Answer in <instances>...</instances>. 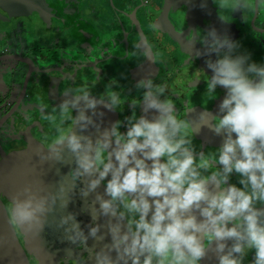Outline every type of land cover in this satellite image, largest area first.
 Returning <instances> with one entry per match:
<instances>
[{
  "label": "clouds",
  "instance_id": "9594fccd",
  "mask_svg": "<svg viewBox=\"0 0 264 264\" xmlns=\"http://www.w3.org/2000/svg\"><path fill=\"white\" fill-rule=\"evenodd\" d=\"M207 7L201 0L200 8ZM218 7L242 17L255 10L250 0L231 5L219 0ZM189 43L192 53L206 58L210 79L204 95L225 91L215 114L189 108L187 117L179 118L165 96L167 85L154 84L150 68L135 85L143 89L142 102H133L122 121L104 123L105 110L115 112L122 104L112 82L100 96L86 86L69 88L50 112L42 110L55 135L48 144L37 143L36 156L74 161L68 175L72 192L79 188L84 198L95 194L87 232L76 212L61 215L56 224L63 239L83 248L93 264H243L249 251L251 264H264V63L241 51L227 28L206 30L202 50L196 41ZM136 48L149 64L156 63L146 38ZM204 128L222 137L214 153L193 144L192 133L196 137ZM70 202L64 184L55 192L28 184L13 193L7 211L16 240L40 237L49 215ZM7 239L0 236V243ZM90 239L98 247L89 245ZM75 255L68 250L64 259ZM49 258L53 261V254Z\"/></svg>",
  "mask_w": 264,
  "mask_h": 264
},
{
  "label": "flooded vegetation",
  "instance_id": "af4514ba",
  "mask_svg": "<svg viewBox=\"0 0 264 264\" xmlns=\"http://www.w3.org/2000/svg\"><path fill=\"white\" fill-rule=\"evenodd\" d=\"M159 1L156 3L161 4L155 7V0H0V236L8 237L0 243V264H27L26 258L29 264H39L32 252L38 253L46 264H93L92 259L88 260V253L64 240V230L56 227V215L76 212L81 227H85L87 232L89 223H83L81 214L94 211L95 194L84 198L79 195V188L75 194L72 192V181L68 175L75 166L74 161L40 164L39 157L32 154L9 173L13 152L23 154L36 147L37 143L48 144L54 138V128L42 119V110L50 112L65 90L86 86L93 95L100 96L112 82L113 90L121 94L122 104L115 112L105 110L104 123L107 126L109 122L122 121L131 115L133 102L137 105L142 102L143 89H137L135 85L145 74V69L150 68L153 83L167 85L165 96L176 105L179 118H186L189 108L197 111L206 108L215 114L225 91L218 88L215 97H208L204 95L206 83L197 87L191 84L202 75L194 78L195 74L204 73L207 68H201L203 61L191 52L189 42L196 41V48L202 50L203 28L215 26L221 32L227 28L229 35L242 44L241 51L251 53L249 47L256 41L264 50V0H250L255 10L243 17L239 11L220 9L219 0L216 3L207 0V10L200 8L201 0H183L187 4L182 0ZM233 2L227 0L228 5ZM186 9L196 11V23L186 21ZM149 11H164L168 15V21L164 22L166 31L178 37L180 46L173 43L168 35L159 33L156 28L164 29L163 25L154 27L153 34L148 30ZM223 16L230 18L229 25L220 24L219 17ZM135 19L140 22L135 24ZM122 21L126 29L121 31ZM207 22L210 24L206 25ZM140 25L145 32L144 37L157 54L155 64H149L130 43V40L139 38L136 28ZM83 30L85 36L81 34ZM253 60L264 63V59L255 55ZM139 65L145 68L135 73ZM136 111L139 115V107ZM199 126L196 122L197 129ZM192 136L196 149L205 153H214L222 143V137L214 135L208 128L196 137L194 133ZM47 169L54 181H58L52 186L59 188L64 184L71 202L67 209L58 205L56 213L49 215L50 225L45 227L40 237L30 236L27 243L26 238L20 235L17 241L7 211L11 195L22 189L15 190L12 185L14 176L21 187L23 183L18 180L21 173L33 172L36 177ZM232 179L235 182V176ZM98 191L103 192V188ZM52 192H55L54 188ZM89 218L91 222V215ZM99 222L103 224L104 220ZM88 243L98 247L91 239ZM68 250L76 255L65 260ZM49 253L53 254V261ZM253 255L249 251L243 264H251Z\"/></svg>",
  "mask_w": 264,
  "mask_h": 264
},
{
  "label": "water",
  "instance_id": "95a60500",
  "mask_svg": "<svg viewBox=\"0 0 264 264\" xmlns=\"http://www.w3.org/2000/svg\"><path fill=\"white\" fill-rule=\"evenodd\" d=\"M179 1V0H178ZM182 2H184L185 4H187L186 3V1H183L182 0ZM189 3V2H188ZM189 6V5H188ZM185 12H186V15H187V17H186V21H191V22H195L196 23V17H194V16H196V11H188L187 9L185 10ZM135 17H137V13H136V10H135ZM138 22H140V21H138ZM147 22H149V16H148V12H147ZM197 25H199V26H201V27H203V25L202 24H200V23H198L197 22ZM142 26L140 25V26H138L137 28H136V32L138 33V36H139V38H135L134 40H130L131 42V45H133V47H135L136 48V45L141 41V39L142 38H145L144 37V31L142 30V28H141ZM126 28H125V24H124V21H122L121 23H120V30L122 31V30H125ZM158 31H159V33L160 32H163L162 31V29L161 28H156ZM148 30H150V32L153 34V31H154V28H149V24H148ZM166 33H167V35H168V31H166ZM165 32H164V34H166ZM81 34L82 35H84L85 36V34H86V32L83 30L82 32H81ZM171 39V38H170ZM133 41V42H132ZM159 42H162V40L161 41H159ZM137 49V48H136ZM138 51V50H137ZM144 69L145 68V66L144 65H139V67L136 69V71H135V73L137 72V71H139L140 69ZM200 74H202V75H200ZM192 75V74H191ZM198 75H200V77H199V79L197 80V81H195V82H191V84L194 86V87H197V86H200V85H203L204 83H206V81L208 80V79H210V72L208 71V70H206V71H204V73H196L195 74V77L194 78H197L196 76H198ZM35 148V147H34ZM34 148L32 149H30V150H28V151H25V153H19V152H13L12 154H11V167H12V170H10L9 171V173H11L12 171H15L17 168H18V165H19V163L21 162V161H23L22 163H24L25 161H26V159H28L29 157H31V155L32 154H36L35 153V151L33 152V150H34ZM33 152V153H32ZM13 158V159H12ZM18 161V162H17ZM39 162H40V164L42 163V162H44V163H48V164H50V163H52V161H43V160H40V158H39ZM49 167V166H48ZM30 172V171H29ZM21 173V172H20ZM17 176V175H16ZM16 179H17V177H15L14 176V180H13V182H12V185H14L15 186V190H17V188L19 189V188H23L24 186H26V185H28V184H32L34 187H43L46 191H52L53 190V188H54V190L55 191H58V187L57 186H55V187H53L52 186V184L53 183H55V184H57L58 183V181H54V179H53V177H51V175H50V171H49V169H47V170H45V171H40V176L39 175H37L36 177H34V173L33 172H31L30 174L27 172V173H21L20 174V177H19V182H22L23 183V185L20 187L18 184H17V182H16ZM57 182V183H56ZM101 188H103V186L101 187ZM91 211V210H90ZM61 215H63V214H61ZM83 217H84V221H83V223H86V221H87V223H90V221H89V216H90V212L89 211H85V212H83V214H81ZM50 217V216H49ZM59 214L58 215H56V222H58L59 223ZM77 220H78V218H77ZM101 220H103V218H101ZM82 228H85V227H82Z\"/></svg>",
  "mask_w": 264,
  "mask_h": 264
},
{
  "label": "crops",
  "instance_id": "0c3cea01",
  "mask_svg": "<svg viewBox=\"0 0 264 264\" xmlns=\"http://www.w3.org/2000/svg\"><path fill=\"white\" fill-rule=\"evenodd\" d=\"M162 0H160L159 2H161ZM167 1H176V0H167ZM155 7L157 6H159L161 3H156V0H155ZM152 12H154V11H149L148 12V16H149V22H147V27H148V24H149V28H154L153 27V25H155L156 27H158V26H162V28H164V29H162V31L163 32H161V34L162 35H167V33H166V29H167V27L165 26V24H164V22L166 21H168V19H166L167 18V16L168 15H166L165 13H164V11H155V13H152ZM176 16L179 18L180 17V15L179 14H177L176 13ZM223 19L226 21V23H227V25H229V22H230V18L229 17H224L223 16ZM187 23H183V25H186ZM210 24V22H207L206 23V25H209ZM220 24L221 25H224V24H222L221 22H220ZM189 25V24H188ZM227 25H225V26H227ZM187 28V27H186ZM202 28V27H201ZM188 29V28H187ZM209 28H203V30L205 31L204 32V34H202V36H204L205 34H206V30H208ZM189 32L191 33V30H192V28H190V26H189ZM164 32L166 33V34H164ZM168 36L171 38V40H172V42L173 43H177V45L178 46H180L181 44H180V41L177 39L178 37L175 35V34H173V33H168ZM177 37V38H176ZM197 37H199V34L197 35ZM214 58V57H213ZM205 59L206 58H204V57H201V61H203V62H201V68H206V64H205ZM195 67V66H194Z\"/></svg>",
  "mask_w": 264,
  "mask_h": 264
},
{
  "label": "rangeland",
  "instance_id": "374dc122",
  "mask_svg": "<svg viewBox=\"0 0 264 264\" xmlns=\"http://www.w3.org/2000/svg\"><path fill=\"white\" fill-rule=\"evenodd\" d=\"M136 18V17H135ZM138 23V20L135 19V24ZM184 36L185 34V30H182ZM253 43V42H252ZM249 50L251 51L252 54V59H254V55L258 58V59H264V50L262 49V47L260 46L259 41L254 42L253 46L249 47ZM254 52V53H253ZM254 54V55H253Z\"/></svg>",
  "mask_w": 264,
  "mask_h": 264
}]
</instances>
